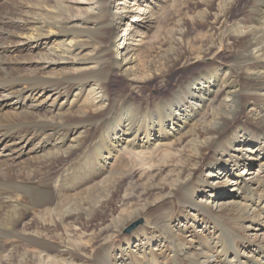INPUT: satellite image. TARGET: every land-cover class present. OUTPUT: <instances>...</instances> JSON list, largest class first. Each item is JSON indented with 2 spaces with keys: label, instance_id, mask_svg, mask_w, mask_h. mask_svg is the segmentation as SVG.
<instances>
[{
  "label": "bare ground",
  "instance_id": "bare-ground-1",
  "mask_svg": "<svg viewBox=\"0 0 264 264\" xmlns=\"http://www.w3.org/2000/svg\"><path fill=\"white\" fill-rule=\"evenodd\" d=\"M175 1L3 5L0 241L20 242L0 264H264V0L230 23L243 0H184L180 17ZM166 7L169 35L142 50ZM189 66L151 98L110 87ZM31 207L62 232L20 226Z\"/></svg>",
  "mask_w": 264,
  "mask_h": 264
},
{
  "label": "rangeland",
  "instance_id": "rangeland-1",
  "mask_svg": "<svg viewBox=\"0 0 264 264\" xmlns=\"http://www.w3.org/2000/svg\"><path fill=\"white\" fill-rule=\"evenodd\" d=\"M182 1H184V0H176L173 3V7H174L173 10L176 13V14L174 13L176 15V17H178V16L180 17V16L184 15V14L178 15L176 12L178 9L177 5ZM14 2H15V0H0V11L2 12V15H3V11H4V10H1L3 8V5L11 6L12 3H14ZM245 2H246V0L241 1L236 6V8L229 14L228 19H227L228 23L231 22L232 18L236 17V15H239L242 12L243 7L245 5ZM170 12H171V9L168 7H166V9L162 8L161 10L157 11V13H156L157 16L155 18V21L152 22L153 27H151L149 29V33H146V35L149 36V39L144 43L145 45L143 46L142 50H149L153 47L158 46V44L161 42V39L163 37L169 35L167 29H168V27H170L169 21L171 19V15H172V14L169 15ZM188 17H190V16H188ZM1 18H3V16ZM3 19H6V17H4ZM6 24L7 23L0 24V30L3 29L2 31H4V32H12V30H13L12 26L10 24H9V26H8V24L7 25ZM185 27L188 30L189 38H194V40H196L201 34L205 33V28L198 23L190 24L188 22ZM222 31H223V29H221L219 33H221ZM121 32L122 31L119 29L118 34H120ZM117 43H118V37L115 40V45ZM151 44H152V46H151ZM217 52L220 54L225 52V45L219 43V45L217 46ZM13 57H16V55H13ZM214 59L216 60L215 57H214ZM196 67L197 66H189L188 68L174 69L173 71L166 73L163 77H156L154 79H150L147 83H142L138 87H134V85L126 86L121 75L114 72L113 74H111L110 87L113 90H120V89L122 90L123 89L125 92H129L132 97H142V98L147 99L149 97L151 98L152 95H158V94H162L164 92H167L168 89L170 88V86L174 83V81L185 77L190 71L194 70ZM129 158L131 160V166L140 169V167H138L136 165L137 162H136L135 158L132 156H129ZM58 165H59V167H58ZM54 167H53V170H51V172L53 174L55 173V171H58L60 169V167H62V166H61V163H57L56 166H54ZM45 215H47L46 208H38L37 209L36 207H31L29 209V211L27 212L25 218L23 219L22 223L20 224V226L25 224L26 222L30 221V222L34 223L33 224L34 227L32 228V230H35L36 232H38L40 236H44L46 238L51 239L52 237L57 236L62 231H61L60 227H58L57 230L56 229L53 230L52 228H47V227H45V229H44L42 226H40L41 225L40 223L38 226L39 219L41 217H44ZM46 219H48V217ZM138 222H139V220H135V221L131 222V224H129L127 226V230H129L130 227L135 226L136 223H138ZM20 226H18V227H20ZM127 232H130V231H127ZM1 234H2V230H0V235ZM115 239H117V238H115ZM17 242H20V240H19V237L16 235H12V236L6 235L4 237H1L0 247H1V249H3V251L0 252V259L3 260L5 258V256L7 255V252L9 251V249H13L14 247H16ZM22 243L23 242H21V246H20L21 249L20 250H26L32 256L38 254L39 251L41 250L37 244L30 245L28 243H25V246H26L25 247L22 245ZM19 252L14 253L15 258H12L13 260H11V262H10L11 264H17V260L19 258Z\"/></svg>",
  "mask_w": 264,
  "mask_h": 264
}]
</instances>
